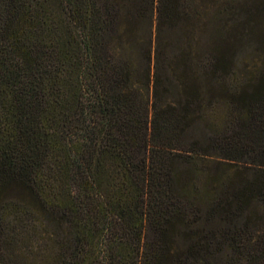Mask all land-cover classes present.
<instances>
[{
  "label": "trees",
  "instance_id": "16d2710c",
  "mask_svg": "<svg viewBox=\"0 0 264 264\" xmlns=\"http://www.w3.org/2000/svg\"><path fill=\"white\" fill-rule=\"evenodd\" d=\"M220 1L0 0V264H264V67L227 27L264 0Z\"/></svg>",
  "mask_w": 264,
  "mask_h": 264
},
{
  "label": "rangeland",
  "instance_id": "374dc122",
  "mask_svg": "<svg viewBox=\"0 0 264 264\" xmlns=\"http://www.w3.org/2000/svg\"><path fill=\"white\" fill-rule=\"evenodd\" d=\"M251 1H255V0H234V3L240 2V4L244 6V5H250ZM205 4L206 6L209 5L207 1L205 2ZM236 14L238 15L235 18H233L232 16L227 23V27H229V29H232L233 31V34H232V37H233L232 41L234 45V54L232 56L233 64L235 66V70L237 71L239 75H241V77H244V78L253 77L257 75L264 67V37L259 39V38L252 36L254 30L258 32L257 28L252 23L253 20L252 21L250 20L245 25H241L240 24L241 18H243L244 14H241L240 10L237 11ZM259 25L260 27L262 26L264 27V22ZM203 43H204V46H203ZM201 45L203 47H206L208 45L205 38L202 39ZM211 159L212 158H209V160ZM231 170H233V164H229L225 166L223 172L229 173L231 172ZM203 175L206 181H208L210 184L209 180L212 179V175H213L212 170L208 169V172H206ZM214 184L215 182L212 183L211 188L212 186H214ZM184 186L185 188H197L196 191H199V188H202V191H199L198 198H200V200L205 198L206 192L204 188H208V186L207 185H205L206 187L200 186L199 180H197V183L194 186H190L189 184H184ZM14 196H15L14 193L10 192L7 196H3V199L6 200L7 198H13ZM39 235H40V232L37 231L36 238H38ZM36 243L39 244L40 240H37Z\"/></svg>",
  "mask_w": 264,
  "mask_h": 264
}]
</instances>
